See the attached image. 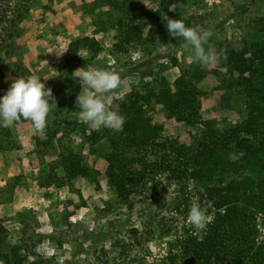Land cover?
I'll return each mask as SVG.
<instances>
[{
	"label": "rangeland",
	"instance_id": "rangeland-1",
	"mask_svg": "<svg viewBox=\"0 0 264 264\" xmlns=\"http://www.w3.org/2000/svg\"><path fill=\"white\" fill-rule=\"evenodd\" d=\"M9 1L0 0V96L16 78L35 74L46 85L59 75L92 66L120 76L121 86L108 94L112 104L133 85L150 82L151 72L160 73L168 83L185 73L203 76L195 79L203 93L202 119L221 126L245 117L242 97L221 90L214 71L221 62L219 49H237L243 42L259 39L256 20L264 14V0H185L178 6L189 18V27L212 30L205 48L216 53L217 60L210 66L193 63L191 47L182 38L167 42L152 55L134 50L115 59L108 53L113 33L92 34L95 17L107 11L92 7L97 0H32L19 23L12 19ZM131 1L152 10L157 0ZM85 36L95 38L102 51L90 61V53L80 52L81 62L61 71L69 43ZM85 87L81 81V90ZM78 110L68 119L77 125L59 127L51 139L54 129L49 127L48 135L45 131L34 134L30 122L23 119L10 128H0L4 149H0V225L6 228L8 240L27 244L28 238L34 243L44 240L45 244L29 249L41 264H136L142 259L152 264L165 259L169 250L175 252L183 237L200 236L203 231L194 230L187 221L190 204L199 202L192 183L183 194L165 176H159L124 204L115 199L102 176L97 185L80 178L67 182L58 168L55 178L50 163L56 162L62 148L80 152L91 167L101 171L102 160L91 151L101 154L107 145L90 148L82 143V130L99 129L82 122ZM146 115L163 125L166 137L188 142L189 132L195 133L190 127L166 121L158 105L152 104ZM166 193L174 196L167 206ZM208 215L213 219V214ZM255 221L258 240H263L264 214L258 213Z\"/></svg>",
	"mask_w": 264,
	"mask_h": 264
},
{
	"label": "trees",
	"instance_id": "trees-1",
	"mask_svg": "<svg viewBox=\"0 0 264 264\" xmlns=\"http://www.w3.org/2000/svg\"><path fill=\"white\" fill-rule=\"evenodd\" d=\"M31 1H9L14 21L19 23L26 17ZM183 3L185 0H157L148 10L131 0H97L92 7L107 11L95 17L92 34L113 33L108 53L115 59L134 50L152 55L177 39L168 35L161 14L183 19L189 27V18L178 10ZM256 30L259 39L243 42L237 49H219L221 62L214 71L221 90L242 97L244 118L221 126L202 119L203 93L195 84L202 75L191 77L184 73L168 83L160 73L151 72L150 82L133 85L122 100L112 103L125 117L122 131L82 130L83 144L90 148L107 145L101 154L91 151L102 160L101 171L91 167L80 152L67 148H62L56 162L50 163L53 174L56 176L54 169L59 168L67 182L80 178L97 185V179L104 177L115 199L124 204L159 176H165L183 194L192 183L199 202L204 201L201 206L213 214V219L200 236L183 237L177 241L175 252L169 250L165 259L152 264H264V239L258 240L255 221L258 213L264 214V14L256 20ZM83 51L90 53V61L102 46L87 36L72 40L61 71L80 63L78 55ZM45 87L51 89L56 101L44 130L48 135L49 127L54 129L51 139L59 127L77 125L68 119L77 109L74 102L81 81L70 73L59 75ZM152 104L161 107L166 121L195 130L189 132L188 142L162 134L163 125L146 115ZM1 147L2 144L0 149L4 150ZM40 153L45 154L44 150ZM8 237L6 228L0 225V264L42 263L29 249L45 244L44 240L34 243L28 238L27 244L25 240L10 242ZM136 264L147 263L142 259Z\"/></svg>",
	"mask_w": 264,
	"mask_h": 264
},
{
	"label": "clouds",
	"instance_id": "clouds-1",
	"mask_svg": "<svg viewBox=\"0 0 264 264\" xmlns=\"http://www.w3.org/2000/svg\"><path fill=\"white\" fill-rule=\"evenodd\" d=\"M160 16L166 22L168 35L182 38L191 47L193 63L210 66L216 62V53L205 48L209 37L213 35L211 29L197 30L187 27L183 19H171L166 14ZM72 74L86 86L75 98L74 103L79 109L78 118L93 129L106 128L117 133L122 131L125 117L119 112V106L111 104L108 97L109 93L121 86L120 76L92 66L77 68ZM54 108L55 97L51 89L41 82L40 76L32 74L16 78L6 93L0 96V128H10L23 119L30 122L34 134H43L46 118ZM173 200L174 196L166 193V206L171 205ZM187 221L194 230L204 231L212 217L199 202L193 201L188 209Z\"/></svg>",
	"mask_w": 264,
	"mask_h": 264
}]
</instances>
